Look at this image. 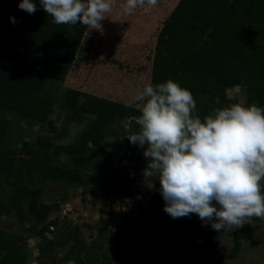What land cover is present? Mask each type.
<instances>
[{"label":"trees","instance_id":"trees-1","mask_svg":"<svg viewBox=\"0 0 264 264\" xmlns=\"http://www.w3.org/2000/svg\"><path fill=\"white\" fill-rule=\"evenodd\" d=\"M33 2L36 11L29 14L18 7L20 0H0V221L15 218L21 225L30 221L24 227L27 236L45 239L36 264H219L235 258L250 223L235 228L232 247L215 256L206 248L212 234L199 226L202 221L196 214L177 219L165 214L158 179L145 191L148 208L123 247L128 254L122 261L94 250L102 246L97 240L86 251L80 227L67 218L46 220L67 200V188L77 184L99 193L104 206L136 202L131 186L135 173L121 175L115 152L122 151L125 163L140 161L126 128H134L141 105L65 86L81 42L97 30L55 24L39 0ZM113 11L102 21L103 30L110 26ZM10 16L17 22L12 23ZM152 39L147 84L178 82L192 92L201 118L216 108L240 103L227 94L235 86L245 92L241 104L264 107V0H176ZM55 104L73 121L84 122L75 142L55 143L40 133L35 141H25L21 122L43 126L50 122ZM113 126L119 129L113 130L112 143L108 137ZM104 144H113L115 152L102 151ZM48 182L63 186L58 201L42 200ZM109 211L98 220L99 237L108 236V226L120 214ZM50 227L57 235L48 239L45 233L52 231ZM27 236L0 225V264H26ZM200 237L203 243L198 242ZM65 246L62 256H56L55 249Z\"/></svg>","mask_w":264,"mask_h":264},{"label":"clouds","instance_id":"clouds-1","mask_svg":"<svg viewBox=\"0 0 264 264\" xmlns=\"http://www.w3.org/2000/svg\"><path fill=\"white\" fill-rule=\"evenodd\" d=\"M39 3L55 24H81L102 33V21L116 0ZM157 3L125 0L120 7L131 14ZM18 7L36 11L33 0H20ZM133 102L141 105V114L126 136L143 149L144 183L153 186L159 180L170 217L196 214L217 232L240 228L253 217L264 219V107L233 103L201 118L192 92L172 79L145 85Z\"/></svg>","mask_w":264,"mask_h":264},{"label":"rangeland","instance_id":"rangeland-1","mask_svg":"<svg viewBox=\"0 0 264 264\" xmlns=\"http://www.w3.org/2000/svg\"><path fill=\"white\" fill-rule=\"evenodd\" d=\"M121 1L125 3V0ZM175 2L176 0H158L155 7H138L131 14H124L117 1L112 17H110V26L105 28L106 30H103L102 33L96 31L84 37L77 52L76 63L71 68L69 79L67 78L63 82L64 85L124 103L138 105L133 101L135 95L148 82L155 42L152 36L155 35L159 21L167 15ZM163 12L164 15L161 17ZM160 13L162 14L156 16ZM159 17L161 18L158 19ZM148 26L149 30H146ZM93 31L95 30L93 29ZM70 78H72V82L69 81ZM227 94L240 103L245 99L244 90L238 86L228 89ZM58 100L56 103H58ZM49 120L50 122L41 127L38 125L29 127L21 122L20 125L25 131V141L29 143L35 141L37 134L40 133L55 143L70 144L75 142L84 124V122L73 121L64 111L57 108V104H55ZM116 129H119V127L113 126L112 133H110L111 137H108L109 142H115L112 135L113 130ZM134 146L136 150L140 151V161L131 160L126 161V163L123 161L125 159L122 151L115 152L113 144L112 146L104 144L100 148L105 152H115L116 159H119L120 166H122L121 175L132 170L135 173L132 180H135L137 173L142 172L146 167V160L143 156V149L138 145ZM51 152L52 150H49V153ZM60 161L61 157L59 156L58 162ZM132 180L131 186L137 199L133 204L131 202L125 205L117 203L112 207L109 205L104 206L99 201V193H89V190H84L82 185L77 184L67 188V200L60 203L58 209L51 212L46 220L58 216V218H67L72 225L80 227L81 235L85 240L84 244L88 246L86 251L94 248L90 245L94 244V240H97L102 246L101 249L94 248V250L102 251L115 261H122L128 254L123 247L140 223L144 211H147V197L144 194L151 187V185L148 186L144 183L143 176L141 182L132 183ZM44 189L42 200L46 203L58 201V196L63 194V186L60 183L48 182ZM109 210H114L120 214L114 216L113 222L108 226V236L105 238L99 237L98 227L100 225L98 220L101 216L106 217L110 212ZM127 214L129 215L126 220ZM165 214L168 215L166 212ZM24 223L25 225H21L15 218L0 221V225L9 231H14L19 236H27L24 227L29 226L30 221ZM199 226H204L208 229L207 232H211V241L206 245V248L208 247L209 250L214 251L215 256L227 252L232 247L235 228L213 232L210 224L201 222ZM52 228L50 227L51 232L47 231L45 233V237L48 239L57 235ZM44 240L40 236L31 235L26 237V264H36L39 246ZM240 240L242 246L237 256L233 259L223 260L219 264H264V219L258 218L256 221H251L249 228L242 234ZM200 243H203V238ZM66 248L67 246L56 248L55 255L62 256Z\"/></svg>","mask_w":264,"mask_h":264},{"label":"water","instance_id":"water-1","mask_svg":"<svg viewBox=\"0 0 264 264\" xmlns=\"http://www.w3.org/2000/svg\"><path fill=\"white\" fill-rule=\"evenodd\" d=\"M142 176H143L142 172H138L135 180H132V183L141 182L142 181ZM128 199H129V197H128ZM198 242H202V238H199Z\"/></svg>","mask_w":264,"mask_h":264}]
</instances>
